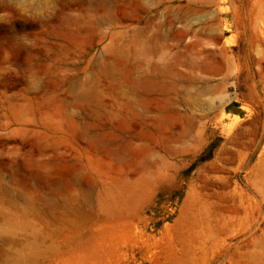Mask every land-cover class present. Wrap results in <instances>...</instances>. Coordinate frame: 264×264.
Masks as SVG:
<instances>
[{
    "label": "rangeland",
    "instance_id": "rangeland-1",
    "mask_svg": "<svg viewBox=\"0 0 264 264\" xmlns=\"http://www.w3.org/2000/svg\"><path fill=\"white\" fill-rule=\"evenodd\" d=\"M0 264H264V0H0Z\"/></svg>",
    "mask_w": 264,
    "mask_h": 264
}]
</instances>
